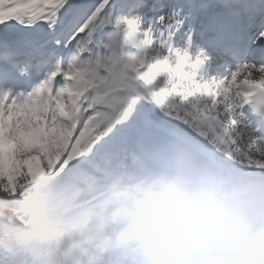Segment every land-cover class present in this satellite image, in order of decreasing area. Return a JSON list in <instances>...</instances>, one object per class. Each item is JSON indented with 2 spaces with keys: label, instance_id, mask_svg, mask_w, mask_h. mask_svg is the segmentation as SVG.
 <instances>
[{
  "label": "snow or ice",
  "instance_id": "snow-or-ice-1",
  "mask_svg": "<svg viewBox=\"0 0 264 264\" xmlns=\"http://www.w3.org/2000/svg\"><path fill=\"white\" fill-rule=\"evenodd\" d=\"M174 137L264 170V0H0V195Z\"/></svg>",
  "mask_w": 264,
  "mask_h": 264
},
{
  "label": "clouds",
  "instance_id": "clouds-1",
  "mask_svg": "<svg viewBox=\"0 0 264 264\" xmlns=\"http://www.w3.org/2000/svg\"><path fill=\"white\" fill-rule=\"evenodd\" d=\"M25 215L26 264H264V170L180 137L73 163Z\"/></svg>",
  "mask_w": 264,
  "mask_h": 264
},
{
  "label": "trees",
  "instance_id": "trees-1",
  "mask_svg": "<svg viewBox=\"0 0 264 264\" xmlns=\"http://www.w3.org/2000/svg\"><path fill=\"white\" fill-rule=\"evenodd\" d=\"M8 199L9 197L0 195V237L9 236L8 227H10L12 223H18L12 212L8 208L2 206L4 200L6 201Z\"/></svg>",
  "mask_w": 264,
  "mask_h": 264
},
{
  "label": "rangeland",
  "instance_id": "rangeland-1",
  "mask_svg": "<svg viewBox=\"0 0 264 264\" xmlns=\"http://www.w3.org/2000/svg\"><path fill=\"white\" fill-rule=\"evenodd\" d=\"M51 183H52V181H51ZM40 188L43 189L45 187H43L41 185ZM16 201L13 202V204H14L13 207L16 210V212L19 214L20 220H23L25 222V220H26L25 212H26L27 206L30 204L31 200L18 201V202H16ZM0 250H3L1 245H0Z\"/></svg>",
  "mask_w": 264,
  "mask_h": 264
},
{
  "label": "bare ground",
  "instance_id": "bare-ground-1",
  "mask_svg": "<svg viewBox=\"0 0 264 264\" xmlns=\"http://www.w3.org/2000/svg\"><path fill=\"white\" fill-rule=\"evenodd\" d=\"M53 182V180H51Z\"/></svg>",
  "mask_w": 264,
  "mask_h": 264
}]
</instances>
